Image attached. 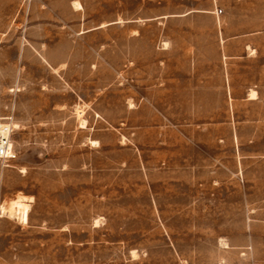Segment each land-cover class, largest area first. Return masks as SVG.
I'll list each match as a JSON object with an SVG mask.
<instances>
[{
  "label": "rangeland",
  "instance_id": "1",
  "mask_svg": "<svg viewBox=\"0 0 264 264\" xmlns=\"http://www.w3.org/2000/svg\"><path fill=\"white\" fill-rule=\"evenodd\" d=\"M0 117V264H264V0H0Z\"/></svg>",
  "mask_w": 264,
  "mask_h": 264
},
{
  "label": "built area",
  "instance_id": "2",
  "mask_svg": "<svg viewBox=\"0 0 264 264\" xmlns=\"http://www.w3.org/2000/svg\"><path fill=\"white\" fill-rule=\"evenodd\" d=\"M5 120H8V118L0 117V122H8L11 126L5 130L0 128V162H2L4 166H8L11 161L17 158V152L12 137L15 126L12 120Z\"/></svg>",
  "mask_w": 264,
  "mask_h": 264
},
{
  "label": "bare ground",
  "instance_id": "3",
  "mask_svg": "<svg viewBox=\"0 0 264 264\" xmlns=\"http://www.w3.org/2000/svg\"><path fill=\"white\" fill-rule=\"evenodd\" d=\"M252 95H254V93ZM10 126L11 125L8 122H2V121L0 122V128H2V130L8 129ZM22 197H24V196H22ZM24 199H25V197H24ZM24 199L21 197H17L16 199L12 200L11 203L9 202L10 204L8 206V209H9V212L11 215L15 211H18V213L20 214L19 217L21 218L22 222H28L29 203L25 202ZM5 207H7V206H5Z\"/></svg>",
  "mask_w": 264,
  "mask_h": 264
}]
</instances>
